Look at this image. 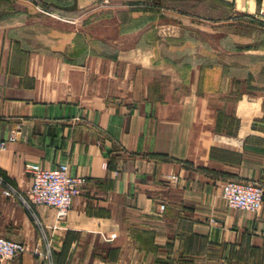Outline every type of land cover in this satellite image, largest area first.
<instances>
[{"label": "crops", "instance_id": "obj_1", "mask_svg": "<svg viewBox=\"0 0 264 264\" xmlns=\"http://www.w3.org/2000/svg\"><path fill=\"white\" fill-rule=\"evenodd\" d=\"M0 175L84 177L66 218L0 197V264H264V0H0ZM160 205L164 210L160 211ZM49 245V247H48Z\"/></svg>", "mask_w": 264, "mask_h": 264}, {"label": "built area", "instance_id": "obj_2", "mask_svg": "<svg viewBox=\"0 0 264 264\" xmlns=\"http://www.w3.org/2000/svg\"><path fill=\"white\" fill-rule=\"evenodd\" d=\"M109 3L110 0H100L102 6ZM18 135V132H12L6 141H0V150L4 151L7 143L16 141ZM24 170L29 177L27 191L24 194L18 193L0 175V197L18 200L27 208L32 206L52 208L55 210L57 220L66 218L74 199L81 195L86 179L71 176L67 165L44 169L37 163H28ZM221 197L228 208L258 213L263 205L264 188L254 181L229 180L221 187ZM159 208L163 211L164 205H160ZM25 251L23 243L0 237V262L17 259Z\"/></svg>", "mask_w": 264, "mask_h": 264}, {"label": "rangeland", "instance_id": "obj_3", "mask_svg": "<svg viewBox=\"0 0 264 264\" xmlns=\"http://www.w3.org/2000/svg\"><path fill=\"white\" fill-rule=\"evenodd\" d=\"M110 4V3H109Z\"/></svg>", "mask_w": 264, "mask_h": 264}]
</instances>
